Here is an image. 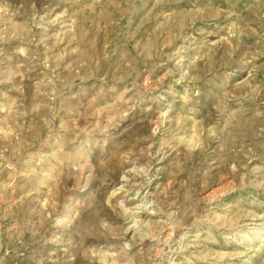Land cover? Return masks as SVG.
Masks as SVG:
<instances>
[{"label": "rangeland", "instance_id": "rangeland-1", "mask_svg": "<svg viewBox=\"0 0 264 264\" xmlns=\"http://www.w3.org/2000/svg\"><path fill=\"white\" fill-rule=\"evenodd\" d=\"M0 264H264V0H0Z\"/></svg>", "mask_w": 264, "mask_h": 264}]
</instances>
